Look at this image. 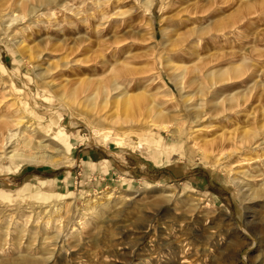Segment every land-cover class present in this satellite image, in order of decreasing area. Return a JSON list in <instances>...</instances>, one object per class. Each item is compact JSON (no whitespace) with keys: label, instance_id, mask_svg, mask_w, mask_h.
<instances>
[{"label":"rangeland","instance_id":"1","mask_svg":"<svg viewBox=\"0 0 264 264\" xmlns=\"http://www.w3.org/2000/svg\"><path fill=\"white\" fill-rule=\"evenodd\" d=\"M2 1L0 264H264V0Z\"/></svg>","mask_w":264,"mask_h":264},{"label":"bare ground","instance_id":"2","mask_svg":"<svg viewBox=\"0 0 264 264\" xmlns=\"http://www.w3.org/2000/svg\"><path fill=\"white\" fill-rule=\"evenodd\" d=\"M152 2L153 0L147 1L149 5L152 4ZM15 12H16V6L10 3L9 1H2L0 3V28L4 29L6 33L7 32L11 33L10 30L15 26V24H19L23 20L22 17H19V18L17 17L15 19L9 18V15ZM8 36H10V34ZM22 45L24 44L22 43ZM24 48H28V47L24 45ZM119 73L120 72H117L115 70L110 78L104 79L103 84L99 86V88L96 90V93L92 97L90 98L88 97V99H86L87 102L88 103L91 102V100H93L95 96H98L99 98H102V101L104 104L103 107L106 106V107H109L110 110H116V112L114 113L115 117H120V118L122 117L125 120L127 119L131 120V122L137 121V120L140 121V117L141 118L143 117L145 119L149 118L152 112L149 111V109L145 106L144 100L142 99V97L130 95V93L123 86V84H121L120 82L121 76ZM188 75H189L188 70L186 71L184 70L180 74V77L183 80L184 89L187 88L186 85L188 84L187 82ZM224 85L225 83L220 84L221 87H223ZM189 96H191V94L187 95V97ZM196 101L200 103L199 104L200 106H201V103L205 102L204 99L194 100L192 98H189L187 100V104L189 105V107H192V105ZM88 103L86 105H88ZM193 107H196V106H193ZM98 112H99V109H98ZM205 115H206V112H205ZM203 116L204 115H202V117ZM122 127L124 126L122 125ZM94 129L96 133L95 135H97L99 131L96 128Z\"/></svg>","mask_w":264,"mask_h":264}]
</instances>
